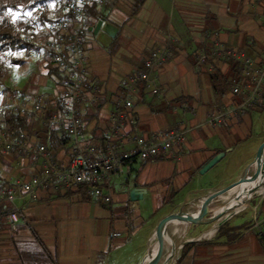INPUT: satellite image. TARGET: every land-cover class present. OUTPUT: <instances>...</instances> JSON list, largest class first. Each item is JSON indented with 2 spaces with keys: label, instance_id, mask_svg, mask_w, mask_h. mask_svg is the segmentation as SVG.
<instances>
[{
  "label": "crops",
  "instance_id": "obj_1",
  "mask_svg": "<svg viewBox=\"0 0 264 264\" xmlns=\"http://www.w3.org/2000/svg\"><path fill=\"white\" fill-rule=\"evenodd\" d=\"M99 10L102 17L90 19V28L103 19L111 25L106 30L111 29L115 36L103 34L101 39L106 46L91 32L87 38L89 79L103 92L100 104L90 102L85 106L88 142L102 140L109 130L111 112L122 93L123 81L143 70L152 51L170 40L173 57L155 73L162 95H152L150 85L140 86L132 113L139 132L145 135L185 123L187 141L178 159L147 162L135 159L127 163L113 176L110 186L113 203L109 205H97L80 196L41 192L36 202L27 198L17 201L21 214L16 229L9 219L10 208L5 206L0 212V264H143L155 244L151 238L154 228L142 233L146 219L139 210L122 205L133 199L130 183H180L176 193L187 190L183 204L187 205L240 181L254 169L250 166L264 143V99L248 115L230 118L220 127L209 126L210 110L227 102L226 96L220 101L216 99L210 75L216 69L229 73L234 65L221 62L211 66L212 71L207 67L198 71L194 57L199 51L210 49L214 36L223 45L235 47L250 57L261 55L264 49L261 3L108 0ZM237 79L238 75L233 83ZM36 81L38 87L50 89L49 95L60 90L57 78L49 76L48 71ZM179 99L183 101L177 103ZM36 134L43 141L49 131L39 127ZM56 156L65 160L66 148L60 149ZM218 156L217 163L202 173ZM8 164L5 178L10 173L30 172V166L13 171L14 164ZM141 188L146 190V184ZM201 203L192 205L188 211H196ZM245 208L246 205L236 214ZM236 214L216 230L211 226L204 230L207 225H189L177 264H264V243L257 234V239L250 236L254 233L248 227L250 213L245 217L242 215L247 213ZM260 218L264 221V211H260ZM198 231L201 232L191 235Z\"/></svg>",
  "mask_w": 264,
  "mask_h": 264
},
{
  "label": "built area",
  "instance_id": "obj_2",
  "mask_svg": "<svg viewBox=\"0 0 264 264\" xmlns=\"http://www.w3.org/2000/svg\"><path fill=\"white\" fill-rule=\"evenodd\" d=\"M94 1L66 0L63 9L70 18L56 21L46 30L50 34L46 51L60 72L61 78L57 79L60 90L53 95L0 91V212L8 205L14 229L20 226L18 200L27 198L36 202L41 192L68 195L82 190L94 204L109 205L113 203L110 193L113 176L127 163L135 159L142 162L178 159L187 141L185 123L145 135L139 132L132 113L140 86L150 85L152 95H162L163 89L155 73L173 57V41L170 40L152 51L144 61L143 70L123 81L122 93L111 112L109 130L102 140L88 142L85 106L90 102L98 105L103 99L99 85L89 79L86 51L90 34L88 10ZM97 1L103 5L108 0ZM255 1L264 7V0ZM194 58L198 71L204 67L212 71L211 66L224 62L233 64L239 73L226 94V104L215 105L210 110L209 126H223L230 118L248 115L259 107L264 99V49L261 55L253 58L235 47L223 45L214 36L210 49L199 51ZM6 111L29 118L48 130L47 143L39 141L37 134L28 132L9 139L3 123ZM53 129L68 142L65 160L58 159L52 150ZM14 153L19 158H14ZM4 161L14 164L13 171L30 166V172L10 173L5 178L7 164Z\"/></svg>",
  "mask_w": 264,
  "mask_h": 264
},
{
  "label": "trees",
  "instance_id": "obj_3",
  "mask_svg": "<svg viewBox=\"0 0 264 264\" xmlns=\"http://www.w3.org/2000/svg\"><path fill=\"white\" fill-rule=\"evenodd\" d=\"M65 1L66 0H0V82L6 77L5 58L8 55L21 51H27L26 54L28 55H36L43 51V61L46 62L49 76L57 79L61 78L59 70L53 66L51 55L46 51L50 36L46 30L56 21L70 18V15L63 9ZM103 5H100L97 0L93 2L88 10L89 25H91L90 19L94 18L98 20L102 17V12L99 8ZM11 61L14 63L13 67H20L21 64H19V60L11 59ZM236 75L239 77V73L235 66L230 67L229 73H222L217 69L215 72L211 73L210 81L213 85L214 95L218 101L224 99L227 92L233 86V79ZM2 87L4 86L1 85L0 88ZM10 90L11 89L4 87L3 92H8ZM182 101L183 99H179L176 102L179 103ZM3 117V123L5 125L4 131L11 140L20 137L24 132L34 135L39 128L37 122L14 114L12 111L4 112ZM42 142L47 143V140L44 139ZM50 144L56 155L60 149H65L67 147L68 142L61 139L58 132L53 129ZM13 156L14 158H19L16 153H14ZM5 163L8 164L7 161H4V164ZM0 180H2L1 176ZM66 196H80L82 199H87L82 190L69 193ZM259 237L264 243L261 236Z\"/></svg>",
  "mask_w": 264,
  "mask_h": 264
},
{
  "label": "rangeland",
  "instance_id": "obj_4",
  "mask_svg": "<svg viewBox=\"0 0 264 264\" xmlns=\"http://www.w3.org/2000/svg\"><path fill=\"white\" fill-rule=\"evenodd\" d=\"M26 52H16L12 55H8L5 58L6 77H4L3 81L0 82V86L2 85L5 88L11 89L12 91L18 90L21 92H28L32 94H47L50 89L43 86L38 87L36 81V79L40 77H45L48 71L47 67L44 66V52L41 51L36 55H28L26 54ZM11 59L19 60V64H21L20 67H13L14 63L13 61H11ZM4 87L0 88V91H3ZM142 184H146V190L141 188ZM218 184L219 183H202V185L207 186H217ZM130 185L133 186V190L129 192L132 195L131 197L133 199L132 201L124 203L122 205H124L128 209H132L133 211L139 210L140 214L146 219V225L142 229V233L145 234L148 233L152 229V227L154 228V226L160 219L170 214L178 213L180 211L186 212V210H189L192 205L201 203L203 200L209 198V196L214 193L213 192L205 195L201 199H198V201H196V203L194 204L183 205L187 199V190L176 193V191H178L180 183H130ZM133 193H136L137 195H133ZM221 200L222 199L220 198V202L223 203L224 200ZM263 207L264 193L257 195L247 204V207L244 210L236 215H240V213H247L242 215V217H245L250 213L251 216L248 220V227L252 228L254 231V233L252 232L250 236L254 239H257L255 235L257 234V236H261L264 241V221H261L260 218V211H264L262 210ZM152 214L154 215L152 216ZM242 217L237 218L235 222L239 219L241 220ZM222 221L223 220H220L219 222L209 224L206 228H204V230L207 229L208 226H211V229L216 230L218 229V227H220L219 223H221ZM188 227L190 226L181 222H175L170 225L169 237L172 239L176 247L174 256L169 260V264H177L180 245L185 242V239L183 238L185 237ZM176 228H179L181 231L177 233L174 232ZM199 232L201 231L192 232L193 234L191 235L195 236L196 233ZM261 233H263V235H261ZM173 250L174 247L167 248L165 250V253L168 256L169 253H171Z\"/></svg>",
  "mask_w": 264,
  "mask_h": 264
},
{
  "label": "water",
  "instance_id": "obj_5",
  "mask_svg": "<svg viewBox=\"0 0 264 264\" xmlns=\"http://www.w3.org/2000/svg\"><path fill=\"white\" fill-rule=\"evenodd\" d=\"M108 26H111L109 24H105L104 20H100L98 25L96 27L89 28V31L93 33L95 36H97L98 41H100L103 45L104 41L101 39L104 33H110L112 36H115V34H112L113 31L106 30ZM107 31V32H106ZM106 46V45H105ZM219 160V156L213 159L210 163H208L202 170V173L209 170L217 161ZM258 162L261 163V168L258 167ZM253 167L255 170V176L260 173V181H255V184H252L250 189H247L245 193H243L241 196L243 204H247L253 200L257 195L264 193V143L259 147V149L256 152L255 158L250 166V168ZM244 177V176H243ZM256 179V178H255ZM243 178L231 185L222 187L218 190H216L212 195L207 198V204L203 210H201L197 214H189L185 213V211H180L178 213L170 214L162 219H160L152 232V239L157 243L158 248L161 252L160 257V264H169L170 256L172 257L175 253V247L174 250L169 253V256H166L165 248H164V242L162 237V230L164 225L169 222L170 220H177L182 223H186L187 225L193 226V225H209L216 222H219V220H223L220 224V226L228 221L234 214L231 213L238 207V205H231V202L233 200H236L239 198V194L230 196L225 202H220V197H222L223 194L226 193H235L238 189H241L243 187L242 185ZM262 191V192H261ZM232 198V199H231ZM231 213V214H230ZM229 217L222 219L223 216L228 215ZM146 264H149V260L146 261Z\"/></svg>",
  "mask_w": 264,
  "mask_h": 264
},
{
  "label": "bare ground",
  "instance_id": "obj_6",
  "mask_svg": "<svg viewBox=\"0 0 264 264\" xmlns=\"http://www.w3.org/2000/svg\"><path fill=\"white\" fill-rule=\"evenodd\" d=\"M258 167L259 168H261V163L260 162H258ZM256 178V179H255ZM255 181H260V173H258L256 176H255V170L253 169V171L251 172V173H247L244 177H243V182H242V186L243 187H241V189H238L237 190V192H235V193H226V194H230V195H228V196H226L225 198H224V200L226 201L230 196H232V195H237V194H239L240 196H239V198H237L236 200H233L232 202H231V205H238V207L236 208V209H234V211L233 212H231V213H237L238 211H240L246 204H243V202H241V200H242V194L243 193H245L246 191H247V189H250V187H251V185L252 184H255ZM232 194V195H231ZM224 195L225 194H223L222 195V197H220V198H223L224 197ZM242 195V196H241ZM232 199V198H231ZM224 201V202H225ZM206 204H207V199H205V200H203L202 201V203L198 206V208L196 209V211H186L185 213H189V214H192V215H194V214H197V213H199L201 210H203L204 208H205V206H206ZM230 213V214H231ZM227 217H229V214L228 215H225V216H223L222 217V219H225V218H227ZM220 221V220H219ZM175 222H179V221H177V220H170L169 222H167L165 225H164V227H163V230H162V237H163V242H164V248H165V250L167 249V248H170V247H174V243H173V241H172V239L169 237V227H170V225L172 224V223H175ZM182 223V222H181ZM184 224H186V223H184ZM178 226H179V224H178ZM185 229V228H184ZM181 230L179 229V228H176L175 230H174V232H180ZM166 256H167V254H166ZM169 256V255H168ZM173 256H174V254H173ZM172 256V257H173ZM160 257H161V252H160V249L158 248V246H157V243L155 242V244H154V246H153V248H152V250L150 251V253H149V255H148V257H147V259L144 261V263L143 264H146L147 262V260H149V264H160ZM171 256H170V259L172 258Z\"/></svg>",
  "mask_w": 264,
  "mask_h": 264
}]
</instances>
